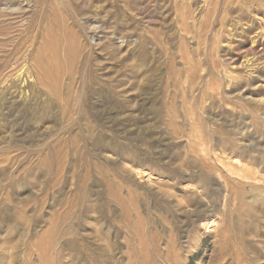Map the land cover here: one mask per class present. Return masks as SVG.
I'll return each mask as SVG.
<instances>
[{"label": "rangeland", "instance_id": "obj_1", "mask_svg": "<svg viewBox=\"0 0 264 264\" xmlns=\"http://www.w3.org/2000/svg\"><path fill=\"white\" fill-rule=\"evenodd\" d=\"M0 264H264V0H0Z\"/></svg>", "mask_w": 264, "mask_h": 264}]
</instances>
